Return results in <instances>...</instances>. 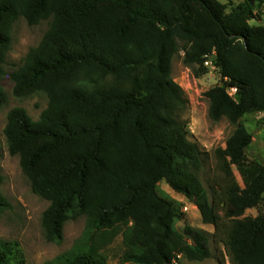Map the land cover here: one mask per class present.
<instances>
[{
    "label": "trees",
    "instance_id": "obj_1",
    "mask_svg": "<svg viewBox=\"0 0 264 264\" xmlns=\"http://www.w3.org/2000/svg\"><path fill=\"white\" fill-rule=\"evenodd\" d=\"M255 15L250 0L230 13L218 0H0V110L14 23L51 21L11 75L16 97L45 94L48 107L36 121L22 108L8 113L9 153L50 204L47 241L61 237L71 211L87 216L73 248L44 264H108L103 250L119 236L124 264L211 258L207 233L186 222L176 230L184 213L160 196L162 182L198 207L230 264H264V212L244 217L264 200V165L248 158L253 135L242 121L264 114V26L250 24ZM180 51L189 67L212 62L224 82L205 94L209 117L234 131L213 153L189 139V102L172 77ZM211 160L207 189L200 175ZM0 264L26 259L0 245Z\"/></svg>",
    "mask_w": 264,
    "mask_h": 264
},
{
    "label": "rangeland",
    "instance_id": "obj_2",
    "mask_svg": "<svg viewBox=\"0 0 264 264\" xmlns=\"http://www.w3.org/2000/svg\"><path fill=\"white\" fill-rule=\"evenodd\" d=\"M218 1L226 5L227 13H230L247 0ZM250 1L256 14V18L250 24L264 26V0ZM50 22L43 21L36 26H30L25 18L20 17L12 27L11 49L4 67L3 87L7 101L0 110V194L8 201L9 207L0 208V245L13 250L18 249L24 254L26 264H44L70 251L76 241L81 238L87 225V216L78 210H73L68 214L61 237L52 242L47 241L42 218L50 204L32 190L28 178L22 172L19 157L10 155L4 134L8 113L11 110L22 108L36 121L48 107L49 101L45 94L16 97L11 75L24 64L29 52L41 43L49 30ZM184 55V52L180 51L174 57L172 77L183 89L189 102L188 112L184 116V119L189 122V139L200 149L213 153L217 148L226 147V141L234 131V126L227 119L213 122L209 117L210 103L205 94L212 88L223 86L224 82L213 64L205 65L206 70H202L199 66L192 68L185 65ZM230 94L237 98L235 91L231 90ZM242 121L253 135V142L247 149V156L250 160L264 165V114L246 115ZM213 167L214 160H211L206 170L200 175L207 189V180L214 176ZM234 174L243 186L237 170H234ZM169 189L164 182L157 187L160 196L174 202L175 207L182 212L186 204L179 202L178 198L175 199ZM263 212L264 200L258 208L248 210L244 217H256ZM185 222L209 235V247L212 254L211 258L203 262H189V264H230L224 246L214 242L212 238L213 226L203 224L200 215L193 218L184 213V217H181L176 224V230L181 234L184 232ZM103 253L107 257L108 264H124L125 247L122 236L117 237L112 245L103 250Z\"/></svg>",
    "mask_w": 264,
    "mask_h": 264
},
{
    "label": "crops",
    "instance_id": "obj_3",
    "mask_svg": "<svg viewBox=\"0 0 264 264\" xmlns=\"http://www.w3.org/2000/svg\"><path fill=\"white\" fill-rule=\"evenodd\" d=\"M169 191L173 194L175 199L178 198L179 202L185 203L188 206V212H187L188 216L190 215V217H193V218H197L198 215L201 216V213H200L198 207L195 204L189 202L184 196L175 193L173 190L169 189Z\"/></svg>",
    "mask_w": 264,
    "mask_h": 264
},
{
    "label": "built area",
    "instance_id": "obj_4",
    "mask_svg": "<svg viewBox=\"0 0 264 264\" xmlns=\"http://www.w3.org/2000/svg\"><path fill=\"white\" fill-rule=\"evenodd\" d=\"M210 64H212L210 61L205 63L206 66H209ZM233 91L236 92V90H233ZM182 212L183 213L188 212V206L187 205L182 208ZM171 264H189V262L183 257V255H177L172 260Z\"/></svg>",
    "mask_w": 264,
    "mask_h": 264
}]
</instances>
